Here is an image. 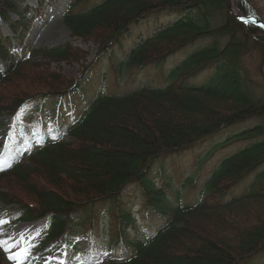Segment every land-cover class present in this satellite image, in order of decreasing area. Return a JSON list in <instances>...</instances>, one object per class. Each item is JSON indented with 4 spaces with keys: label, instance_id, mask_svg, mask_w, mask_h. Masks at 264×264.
<instances>
[{
    "label": "trees",
    "instance_id": "1",
    "mask_svg": "<svg viewBox=\"0 0 264 264\" xmlns=\"http://www.w3.org/2000/svg\"><path fill=\"white\" fill-rule=\"evenodd\" d=\"M87 2L73 0L64 23L73 36L104 51L124 42L144 17L176 13L151 38L134 44L128 61L111 57L115 76L153 63L159 70L151 77L162 78L166 86L103 96L83 109L86 93L80 82L52 65L83 62L87 52L66 43L34 49L15 63L10 40L0 34V114L11 113L19 126L26 101L52 95L56 118L72 122L69 139L38 149L29 166L0 171V200L19 203L25 220L52 213L57 238L63 217L100 200L119 201L124 187L136 181L145 207L166 222L147 245L133 244L135 256L122 264H264V98L252 92L240 61L251 47L264 53V28L234 18L228 0H103L82 8ZM22 4L0 0V19L13 25L9 13L24 16ZM234 10L264 22L246 0H235ZM220 37L227 39L224 44ZM197 42L202 44L194 47ZM253 118L261 124L218 138L228 126ZM5 150L0 144V155ZM169 155L196 170L194 176L203 175L196 206L170 205L167 191L174 186L156 184L151 173L164 168L162 159ZM121 212L117 232L123 239L124 225L133 217Z\"/></svg>",
    "mask_w": 264,
    "mask_h": 264
},
{
    "label": "rangeland",
    "instance_id": "2",
    "mask_svg": "<svg viewBox=\"0 0 264 264\" xmlns=\"http://www.w3.org/2000/svg\"><path fill=\"white\" fill-rule=\"evenodd\" d=\"M69 1L70 0H48L46 7H44L41 11V14L37 15V17L29 25V30L26 34V37L23 39V45H31L33 47H40V46L53 47L70 41V42H74L75 45L80 46L84 52H87L86 59H91L97 52V44L92 41H84L78 38L76 39L71 35L70 30L62 21V10L65 8L66 3H68ZM246 2L249 4L250 7L255 9V11H257L264 17V0H246ZM26 3H28L31 6H37V0H26ZM30 16H32V14H30ZM12 17L14 19H17V15L15 14H12ZM170 18H171V13L167 11H162L153 14L148 20H145L141 24V27L144 30L143 33L146 35L149 29H154L156 26H161L162 24L168 22ZM217 18L219 20L220 16L217 15ZM2 31L4 35L7 36H13L14 34L10 26L7 25L6 23L2 24ZM226 40L227 39L224 37L218 38V41L221 44H224ZM241 55L242 56L240 61L242 66L245 68L246 72L248 73V77L250 78L251 85L253 86L252 92L264 98V53H262L261 48L259 47H255V48L251 47V49H247ZM52 68L54 70L59 71L63 76H65V78L74 79L79 74L81 63L62 62L60 65L54 66ZM156 70H157L156 67L155 68L149 67L145 70L138 72L136 75L142 73L138 77L135 78L133 76L126 77L118 86L117 92L125 93L126 91L130 90L131 86L134 85V82L140 83L147 81L149 76H151L152 73ZM10 120H11L10 115L6 113L0 115L1 141H5L6 139L7 129L10 126ZM255 121L256 120L253 121L250 120V121H246L243 124H240L239 126L236 125L232 127H227L224 129L223 132L226 136L228 134L239 132L244 128H248L252 126L255 123ZM17 147L18 146L15 145L16 149ZM15 152L21 154V158H22L24 157V154L27 152V146L21 145L19 146V149H17ZM187 158H189V156H187L186 159ZM21 161H25L24 164L29 165L27 160L23 159ZM164 164H165L164 168H161L160 172L164 174L165 177L168 178L170 182H172L169 183L167 181V184L168 185L172 184L174 186L175 184L173 183H176L177 185L184 184L182 183L183 182L182 178L178 177L176 174H179L177 172H183V171H185L186 173L191 169L183 168L181 164L176 163L172 158L165 160ZM160 172L154 170L156 176H159V182L161 183L162 179L160 175L162 174ZM127 191L128 194L130 195L138 193V189L136 188V185H130L127 188ZM194 192L195 191H193V189L192 191L191 189H189V191H185L182 195L186 197V196L194 195L195 194ZM226 196L230 197L231 193H228ZM107 206H108L107 204L99 203L95 206V209L96 211H100V210L104 211L105 208H107ZM124 206L129 207L131 210L137 213L142 208L141 199L139 197L138 198L132 197L130 200L126 199L124 201ZM18 209H19L18 205L15 204L5 205L2 202H0V220L6 221V223L0 225V239H7L9 241V244L12 245L11 253L6 252L3 248H0V252L4 253L7 257L3 262V264H17V261L9 259V255L18 252L21 247H28L29 244L33 245L31 248L39 247L40 238L47 231V220H48L47 216L35 222H20L17 224L12 223L10 218L12 214L18 211ZM88 211L92 212V208L90 206L88 207ZM95 217H96L95 219H98V222L101 225V231H104V233L106 232L109 236L108 229H110L109 227L110 213H106L105 215L96 213ZM81 219L83 221L82 231L84 232L86 230L85 233L87 232V234L79 237L77 241L75 240L74 246L78 248V251H81L87 246L89 242V232H90L87 226L90 220L87 219L86 220L87 222H85L84 217H82ZM137 220L139 224L143 222V220L141 219V215H137ZM129 230L130 229H128V231ZM109 238L110 237H108V239ZM30 256L31 255L29 254L24 264H31ZM106 256H107L106 254L99 255L98 258H100V260L98 262L105 260ZM61 260L64 262L65 253L62 251V249H58L57 251L49 255L45 260L36 261L33 264H59V261ZM75 260H76V264H87L86 262L83 261L81 255H78Z\"/></svg>",
    "mask_w": 264,
    "mask_h": 264
},
{
    "label": "snow or ice",
    "instance_id": "3",
    "mask_svg": "<svg viewBox=\"0 0 264 264\" xmlns=\"http://www.w3.org/2000/svg\"><path fill=\"white\" fill-rule=\"evenodd\" d=\"M261 27H264V24H262ZM4 223H6V221L0 220V225H3ZM32 246L33 245L29 244L28 247H21L18 252L10 254L9 259L17 261V264H24L30 254ZM11 247L12 245L9 244V241L7 239H0V248H3L6 252L11 253ZM59 264H64V262L61 260L59 261Z\"/></svg>",
    "mask_w": 264,
    "mask_h": 264
},
{
    "label": "water",
    "instance_id": "4",
    "mask_svg": "<svg viewBox=\"0 0 264 264\" xmlns=\"http://www.w3.org/2000/svg\"><path fill=\"white\" fill-rule=\"evenodd\" d=\"M229 4V9L232 11V8H231V1L228 2Z\"/></svg>",
    "mask_w": 264,
    "mask_h": 264
}]
</instances>
